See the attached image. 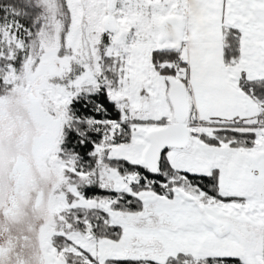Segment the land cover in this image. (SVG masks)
I'll use <instances>...</instances> for the list:
<instances>
[{
	"label": "snow or ice",
	"instance_id": "1",
	"mask_svg": "<svg viewBox=\"0 0 264 264\" xmlns=\"http://www.w3.org/2000/svg\"><path fill=\"white\" fill-rule=\"evenodd\" d=\"M0 264H264V0H0Z\"/></svg>",
	"mask_w": 264,
	"mask_h": 264
}]
</instances>
